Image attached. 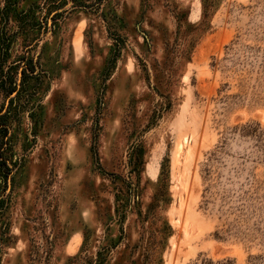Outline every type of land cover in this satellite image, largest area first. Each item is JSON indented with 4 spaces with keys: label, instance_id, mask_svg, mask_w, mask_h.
Listing matches in <instances>:
<instances>
[{
    "label": "rangeland",
    "instance_id": "obj_1",
    "mask_svg": "<svg viewBox=\"0 0 264 264\" xmlns=\"http://www.w3.org/2000/svg\"><path fill=\"white\" fill-rule=\"evenodd\" d=\"M0 264H264V0H0Z\"/></svg>",
    "mask_w": 264,
    "mask_h": 264
}]
</instances>
